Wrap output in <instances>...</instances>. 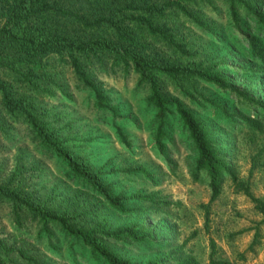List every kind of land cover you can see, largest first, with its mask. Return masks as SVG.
Segmentation results:
<instances>
[{"label":"rangeland","instance_id":"obj_1","mask_svg":"<svg viewBox=\"0 0 264 264\" xmlns=\"http://www.w3.org/2000/svg\"><path fill=\"white\" fill-rule=\"evenodd\" d=\"M247 1L264 15V0ZM228 5L227 0L197 1L191 9L204 27L181 15L176 24L189 41L186 48L190 56L182 61L207 68L229 88L186 77H164L161 82L168 97L181 100L208 124L225 166L235 178L223 172L214 199L209 200L206 172L201 170L194 176L195 149L175 115L168 118L163 148L154 143L150 127L154 110L144 102L147 86L137 82L138 74L130 66L122 65L92 71L106 109H97L91 95L76 87L67 67L56 82L62 88L49 87L42 104L48 111L49 127L62 138L63 145L81 156L114 192H139L150 199L127 200L132 212L117 213L81 181L68 179L57 156L38 146L27 127L10 121L0 133V181L18 165L19 185L33 193L37 206L63 213L73 228L94 229L118 257L135 264L149 258L168 262L193 258L197 264H264L263 215L242 190L246 186L253 197L264 200V114L250 101L264 104V48L258 56L251 54L248 39L255 32L257 18L243 16L242 6L241 30L229 28ZM208 29L213 30V36L205 32ZM261 36L264 46V34ZM181 87L194 96L202 93L230 114L223 115L219 107L195 104ZM236 91L247 99L237 98ZM115 127L120 128L129 146L119 141ZM137 165L149 176L123 170ZM10 209L9 202L0 201V239L13 248L7 264H31L17 255L18 249L33 257L36 264H106L83 249L75 237L63 240L56 221L25 211L14 221ZM128 225L144 238L116 240L100 234L102 229Z\"/></svg>","mask_w":264,"mask_h":264},{"label":"trees","instance_id":"obj_2","mask_svg":"<svg viewBox=\"0 0 264 264\" xmlns=\"http://www.w3.org/2000/svg\"><path fill=\"white\" fill-rule=\"evenodd\" d=\"M197 1L202 0H0V133L6 131L7 121L24 125L38 146L57 156L68 179L81 181L117 213L129 214L132 209L126 205L127 200H147L150 195L114 192L110 184L103 181L81 156L66 148L55 129L49 127V115L42 99L50 93L49 87L62 88L56 82L62 69L67 67L73 74L76 87L91 95L97 109H106L108 105L94 83L92 71H105L117 65L130 66L138 74L137 82L144 83L148 89L144 102L154 110L150 122V127L154 129V143L159 149L163 148L162 139L166 135L168 118L175 115L195 149L194 176L201 170L206 172L211 189L209 200L214 199L222 173L230 174L232 180L235 178L226 168L224 155L216 146L208 124L181 100L168 97L161 84L164 77H186L220 89L229 88L222 78L210 73L207 68L198 63L182 61L190 56L186 48L189 41L181 33L176 18L181 15L195 21L200 28L204 27L191 9ZM227 1L229 28L241 30L243 13V16L257 18V27L249 37L248 45L252 55H260L264 48L260 42L261 34H264V15L258 14L247 0ZM240 6L244 10L242 14ZM205 32L210 36L214 35L211 29ZM180 91L197 105H212L219 107L223 115L230 114L202 93L197 92L194 96L183 87ZM235 95L237 98L247 99L246 95L238 91ZM250 101L258 104L257 107L264 114V104L251 98ZM115 132L119 141L129 146L119 127H115ZM123 170L149 176L141 165ZM19 173L20 168L16 165L0 181V201L10 203L11 218L14 221H19L21 211L54 220L61 229L63 240L75 237L83 249L106 264H135L129 259L118 257L103 243L94 229L73 228L67 224L63 213L37 206L33 193L19 185ZM242 190L262 213L264 222V200L253 197L246 186ZM207 220L206 214V232ZM100 234L116 240L144 238L136 233L132 225L117 227L111 231L102 229ZM12 252L13 248L0 239V264H7ZM212 252L213 241L210 239L209 258ZM16 253L23 261L36 264L35 259L25 255L21 249ZM142 264L197 263L193 258L172 259L169 262L163 258H149Z\"/></svg>","mask_w":264,"mask_h":264}]
</instances>
